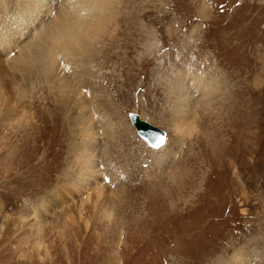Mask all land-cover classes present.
<instances>
[{
  "label": "rangeland",
  "instance_id": "obj_1",
  "mask_svg": "<svg viewBox=\"0 0 264 264\" xmlns=\"http://www.w3.org/2000/svg\"><path fill=\"white\" fill-rule=\"evenodd\" d=\"M69 1L0 0V264H264V0H110L114 20L77 69L11 67ZM76 90L97 101L84 115L108 180L74 224L60 207L87 159ZM180 111L196 122L184 141ZM131 112L167 133L162 147Z\"/></svg>",
  "mask_w": 264,
  "mask_h": 264
},
{
  "label": "bare ground",
  "instance_id": "obj_2",
  "mask_svg": "<svg viewBox=\"0 0 264 264\" xmlns=\"http://www.w3.org/2000/svg\"><path fill=\"white\" fill-rule=\"evenodd\" d=\"M19 1V0H18ZM28 1V0H27ZM74 0L73 2L70 3V1L66 4V7L62 10V13L60 14V17H58L56 20V22H53V23H50L46 29L44 31H41L40 35L37 36L38 39L35 38V41H31L30 43L28 44H24V46L20 47L18 45H16V47H20L21 49V52H20V49H19V56L17 57L18 60L17 61H13L15 59H11V64L10 62L8 61L7 62V65L10 64L12 65L11 67H15L14 69H16V67L18 69L16 70H20V69H24V70H28V69H31L33 68L34 66V69L39 65L41 66V69L40 72L43 74V73H46V72H50V75L51 73L54 74V71H55V67L56 65H58L57 62L62 63L60 62L61 60L63 61V64H72L74 66H71V69L74 67L76 68L77 65L79 67V65L84 62V60L86 59V51H87V45H92L95 46L96 43L98 42L99 39H101V37H104L105 34H107V29L109 28V26L111 25L112 23V19H113V13L111 12L110 16L106 14V11H111V9H113V5L111 6H108L109 3H110V0ZM23 3V2H21ZM29 3V2H28ZM31 4L34 3V2H30ZM29 3L30 7H31V4ZM20 4V2H19ZM28 5V4H27ZM35 5V4H34ZM13 6V5H12ZM19 6V5H18ZM21 6H24L21 4ZM37 6V5H36ZM42 6V5H41ZM48 6V5H47ZM50 6V5H49ZM19 8V7H18ZM43 8V7H42ZM45 8V7H44ZM7 9V8H6ZM5 9V10H6ZM30 9V8H29ZM28 9V10H29ZM9 10V9H8ZM37 10V8L35 9ZM40 10V9H39ZM49 10V9H48ZM115 10V9H114ZM41 11V10H40ZM46 11V10H45ZM9 12V11H8ZM11 12V10H10ZM32 12V10H31ZM51 12V11H50ZM6 13V12H5ZM4 13V14H5ZM40 13V12H39ZM38 13V14H39ZM10 14V13H9ZM28 14V13H27ZM31 14V13H30ZM45 14V13H44ZM11 15V14H10ZM16 14H14V17H15ZM115 15V14H114ZM24 16V15H23ZM37 17V15H35ZM6 17V16H5ZM34 17V15H33ZM9 18V17H8ZM7 18V19H8ZM17 18V16H16ZM115 18V16H114ZM2 19V18H1ZM19 19V18H18ZM37 19V18H36ZM41 19V18H40ZM5 21V19H3ZM2 20V21H3ZM12 20V19H11ZM10 20V21H11ZM16 20V19H15ZM25 20V19H24ZM33 20V19H32ZM43 20V18H42ZM114 20V19H113ZM3 21V23H4ZM13 21V20H12ZM18 20H16L17 22ZM22 21V20H21ZM36 21V20H35ZM33 22V21H32ZM15 23V22H13ZM18 23V22H17ZM26 23V22H25ZM22 24V23H21ZM35 24V23H34ZM44 24V23H43ZM10 25V23H9ZM19 25V24H18ZM42 25V23H41ZM40 25V26H41ZM8 26V25H7ZM13 26V25H12ZM11 26V27H12ZM26 26V25H25ZM34 26V25H33ZM10 27V26H9ZM35 27V26H34ZM6 28V27H5ZM64 28V29H63ZM72 28V29H71ZM8 30V28H7ZM13 30V28H12ZM18 30V28H17ZM32 30V29H31ZM36 33H38V28L34 29ZM10 31V30H9ZM8 31V32H9ZM4 32V31H3ZM16 33V32H15ZM27 33V32H26ZM4 34V33H3ZM21 34V33H20ZM28 34V33H27ZM19 35V33L17 34ZM22 35V34H21ZM59 35V36H58ZM20 36V35H19ZM58 36V37H57ZM67 36V37H66ZM7 37V35H6ZM5 38V37H4ZM98 39V40H97ZM59 40H62L63 42H71V45L72 47H70V45L66 46H57L59 43L58 41ZM5 41V39L3 40V42ZM21 41V40H20ZM12 42V40H11ZM26 42V41H25ZM13 43V42H12ZM21 43V42H20ZM58 43V44H57ZM11 44V43H10ZM9 44V45H10ZM22 45V44H21ZM61 45V44H60ZM63 45V44H62ZM13 46V44H12ZM4 47V46H3ZM89 47V46H88ZM92 47L90 46V49ZM1 49V48H0ZM16 49V48H15ZM14 51V50H13ZM12 56V55H11ZM89 56V55H88ZM10 57V56H9ZM93 57V56H92ZM12 58V57H11ZM58 58H61L60 60H58ZM83 58V59H82ZM90 58V57H89ZM91 59V58H90ZM18 62H20L19 64H17ZM87 62V61H85ZM1 67V66H0ZM62 66H60L61 68ZM66 67V66H65ZM68 67V65H67ZM83 67V68H82ZM82 70L79 71L78 73L76 72V79L79 77H82V73L85 71V67L82 66ZM4 68V67H3ZM12 68V69H13ZM85 68V69H84ZM2 69V68H1ZM38 69V67H37ZM67 69V68H66ZM65 68H63V70H66ZM70 69V68H69ZM77 69V68H76ZM74 69V70H76ZM53 70V72H52ZM62 70V69H61ZM61 70L58 69V71L61 72ZM62 70V71H63ZM84 70V71H83ZM87 70V69H86ZM10 71V70H9ZM38 71V70H37ZM37 71H35L37 73ZM26 72V71H25ZM39 72V71H38ZM70 72V71H69ZM7 73V72H6ZM22 73V72H21ZM59 73V72H58ZM62 73V72H61ZM61 73H59L61 75ZM67 73V72H65ZM64 72L62 74H65ZM75 73V72H74ZM77 74H79L77 76ZM86 74V73H85ZM66 75V74H65ZM84 75V74H83ZM56 76V74H55ZM58 76V75H57ZM69 76V75H68ZM74 76V75H72ZM70 76V77H72ZM54 77V76H53ZM61 77V76H59ZM57 77V78H59ZM49 78V76L47 77ZM62 78V77H61ZM64 78V76H63ZM193 80H194V77H192ZM205 78V77H204ZM20 79V78H19ZM60 79V78H59ZM67 82H65V80ZM63 80H64V83L63 85H61L63 88L65 86H67V89L70 90V88H75L77 86V82L76 84L74 83V79L72 77V81H68L67 78L65 77ZM69 79V78H68ZM191 79V78H190ZM203 79V78H202ZM201 79V80H202ZM15 80V79H14ZM25 80V79H24ZM54 80V78H53ZM56 80V79H55ZM62 80V82H63ZM70 80V79H69ZM199 80V79H198ZM57 81V80H56ZM76 81V80H75ZM78 81V80H77ZM200 81V80H199ZM204 81V80H203ZM50 82V81H49ZM69 82V83H68ZM7 83V81L5 82ZM23 83V82H22ZM4 84V83H3ZM53 84V83H52ZM194 84V83H193ZM199 84V83H198ZM207 84V83H206ZM197 85L196 83L194 84V86ZM213 85V84H212ZM8 86V84H7ZM202 86V85H200ZM17 87V86H16ZM197 87V86H196ZM195 87V88H196ZM199 87V86H198ZM205 88V86H202ZM56 88V86L54 87ZM194 88V89H195ZM203 88V89H204ZM212 88V87H211ZM19 89V88H18ZM202 89V88H201ZM71 93H74L75 96H76V101H77V104H78V108L80 109V115H79V118H78V122L81 124V126H83V128H87L86 132L84 131L83 134L84 136H86V150L84 151V155H86L87 159L84 161V162H81L80 163V169H81V173H83V175L79 176V180H80V183L78 182H75L73 183V186L70 187V191L71 192H68L66 193V198L63 202V205L60 207V208H63L64 206L66 205H69L70 203V211H72V215L74 213H77L75 216H70L71 218H69V222L71 221V223H79L81 220H83L85 217H84V214L85 212H87V208L85 207V205H87L89 202L91 204H93L94 208H98L97 207V204H94L93 201L96 200L94 199V197L96 196L97 198H99L101 196V191L104 190V186H103V181L106 183V181L108 180V177L107 176H103L104 178L102 179V174L100 173V169H99V162L96 163V157L98 156L96 154V152L98 150L101 151V149H103V146H102V142H101V135H97V133H95L92 129L93 126H97L96 123L93 124H90V122L94 121L93 118H96L95 116H92L90 114V118L91 120H88L86 119L85 115H84V111H87V110H84V109H87L89 108L90 110V113L93 111L91 110V107H89V105H87V103L90 104V106H93L94 108V112L92 113H96L97 111L95 110L96 108V105H97V101L92 98L91 99V102L90 101H83V99L80 97L81 95V91L78 92L77 90L76 91H70ZM68 92V98H69V93ZM206 92H208V94L210 93L209 90H207ZM2 93V92H1ZM4 93V92H3ZM80 93V94H79ZM186 93V91H185ZM10 94V93H9ZM64 94V93H63ZM67 94V93H66ZM65 94V95H66ZM12 95V94H11ZM80 95V96H79ZM189 95H190V91H189ZM7 96V95H6ZM9 96V95H8ZM62 96V95H61ZM188 96V95H186ZM185 96V97H186ZM190 98L188 97L187 99L184 100L183 102V109L189 107L187 106L186 103H188V100ZM208 99V98H207ZM7 100V98H6ZM9 101V100H7ZM16 102V101H15ZM86 103V104H85ZM5 105V104H4ZM87 105V106H85ZM187 106V107H186ZM98 107V106H97ZM7 108V107H6ZM92 108V109H93ZM10 109V108H9ZM188 110H190L192 112V109L190 108H187ZM99 111V110H98ZM182 111V110H181ZM181 111L180 113L177 115V120L174 124V127H176V134L179 133V131H182L183 130V133L186 132V135H183V133H181V135H183L181 137V140L184 141V139L186 137H189V136H193L190 129L193 128L191 127L192 125H194L195 122V119H193V117H191L190 113L189 112H185L183 114H181ZM98 114V112H97ZM129 117V115H128ZM130 119V117H129ZM146 121V120H145ZM105 122V121H104ZM132 126L134 127V129L136 130L135 126L133 125L132 121L130 120ZM89 123V124H88ZM195 127V126H194ZM82 128V127H81ZM95 128V127H94ZM111 129V128H110ZM195 129V128H194ZM99 132V131H98ZM115 132V131H114ZM128 132V131H127ZM137 132V131H136ZM101 134V133H100ZM138 134V133H137ZM113 135V134H112ZM126 136V135H125ZM139 136V135H138ZM167 137V135H166ZM82 138V137H81ZM140 139H142L140 136H139ZM111 139V138H110ZM115 140V139H113ZM143 140V139H142ZM144 141V140H143ZM84 142V141H83ZM82 142V143H83ZM145 142V141H144ZM85 143V142H84ZM183 143V142H182ZM148 145V144H147ZM85 146V145H84ZM80 150V149H79ZM82 150V148H81ZM80 150V151H81ZM99 151V152H100ZM83 152V151H82ZM81 153V152H80ZM102 153V151H101ZM105 153V152H104ZM83 154V153H82ZM166 154V153H165ZM83 155V156H84ZM175 155L176 154H172V153H168L167 156L162 159L159 164H161L162 166H164V168L166 169V166L168 165L170 167V165L172 166L171 162L169 159H175ZM79 157V156H78ZM102 158V157H101ZM101 158H98L101 159ZM160 158V157H159ZM78 159V158H77ZM105 159V158H104ZM161 159V158H160ZM82 160V158H81ZM157 161V160H156ZM155 161V163H156ZM113 162H111L109 165H113L112 164ZM99 165V166H98ZM129 165V164H128ZM167 166V167H168ZM174 166V165H173ZM176 166V165H175ZM114 167V166H113ZM168 167V168H169ZM116 168V167H115ZM106 170V169H104ZM100 171V172H99ZM170 171V170H169ZM163 172L164 174H166L167 176L170 175V172ZM112 175L110 174L109 177L110 180H109V183L110 182H113V181H116V176H115V170L113 169L112 171ZM174 172V170L172 171ZM171 172V173H172ZM162 173V172H161ZM175 176V175H174ZM172 179V177H170ZM174 178V177H173ZM103 180L101 181V183L99 182V180ZM173 180V179H172ZM124 182V181H123ZM118 183V182H117ZM116 183V185H118ZM111 186V185H110ZM107 187V186H106ZM118 187V186H117ZM103 188V189H102ZM121 188V187H120ZM108 189V188H106ZM115 190H117L115 188ZM96 192L97 194L96 195H92V192ZM98 191V192H97ZM108 191V190H107ZM113 191V190H112ZM66 192V191H65ZM114 192V191H113ZM116 192V191H115ZM103 193V192H102ZM108 193V192H107ZM74 196H80L81 198H83V200L85 201L84 203H80L79 202H75V198ZM109 196V195H108ZM50 197V196H48ZM100 200V198H99ZM98 201V200H97ZM49 202V200H45V203ZM73 205H72V204ZM103 203V202H102ZM111 203V201H110ZM74 205H76V207H74ZM102 206V205H101ZM87 209V210H86ZM92 210V209H91ZM99 210V209H98ZM93 212V211H92ZM36 213V212H35ZM90 213V212H89ZM95 214H97V212H95ZM33 215V213H32ZM86 215V214H85ZM110 216V214H109ZM95 217V216H94ZM100 217V215H99ZM37 218V217H36ZM100 219V218H98ZM102 219V218H101ZM37 220V219H36ZM95 220V219H94ZM37 224V223H36ZM39 224V223H38ZM88 226V225H87ZM4 228V226L2 227ZM81 228V227H80ZM83 228V227H82ZM39 246V244L37 245ZM36 256V255H35ZM241 259V258H240ZM225 264V263H224ZM232 264H237V262H234Z\"/></svg>",
  "mask_w": 264,
  "mask_h": 264
},
{
  "label": "water",
  "instance_id": "obj_3",
  "mask_svg": "<svg viewBox=\"0 0 264 264\" xmlns=\"http://www.w3.org/2000/svg\"><path fill=\"white\" fill-rule=\"evenodd\" d=\"M129 117L133 125L135 126L138 135L151 147L156 148L154 147V144L159 143L161 139H164V141H166L167 133L159 127L154 126L150 122L141 119V117L137 113L131 112L129 114Z\"/></svg>",
  "mask_w": 264,
  "mask_h": 264
},
{
  "label": "snow or ice",
  "instance_id": "obj_4",
  "mask_svg": "<svg viewBox=\"0 0 264 264\" xmlns=\"http://www.w3.org/2000/svg\"><path fill=\"white\" fill-rule=\"evenodd\" d=\"M164 143H165L164 139H161V140L159 141V143L154 144V147H156V148H160V147L163 146Z\"/></svg>",
  "mask_w": 264,
  "mask_h": 264
}]
</instances>
